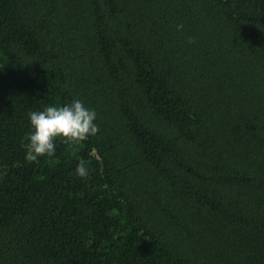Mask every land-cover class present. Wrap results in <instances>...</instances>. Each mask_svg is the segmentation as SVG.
Here are the masks:
<instances>
[{"label": "trees", "instance_id": "trees-1", "mask_svg": "<svg viewBox=\"0 0 264 264\" xmlns=\"http://www.w3.org/2000/svg\"><path fill=\"white\" fill-rule=\"evenodd\" d=\"M0 264H264V0H0Z\"/></svg>", "mask_w": 264, "mask_h": 264}, {"label": "clouds", "instance_id": "clouds-1", "mask_svg": "<svg viewBox=\"0 0 264 264\" xmlns=\"http://www.w3.org/2000/svg\"><path fill=\"white\" fill-rule=\"evenodd\" d=\"M183 27V24L177 25V30H182ZM188 42L194 43L195 38L190 37ZM95 120L96 112L86 108L79 99L64 106H48L42 111L31 112L30 123L34 132L29 137L26 160L38 162L39 157L53 156L54 141L58 138H62L65 143H79L89 136H95L100 131ZM86 165L84 160L79 162L75 169L77 176L85 178L89 175Z\"/></svg>", "mask_w": 264, "mask_h": 264}]
</instances>
